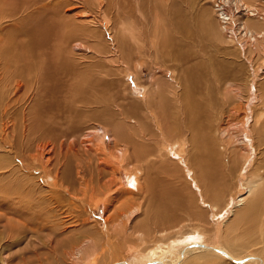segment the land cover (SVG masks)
Segmentation results:
<instances>
[{"label":"rangeland","instance_id":"1","mask_svg":"<svg viewBox=\"0 0 264 264\" xmlns=\"http://www.w3.org/2000/svg\"><path fill=\"white\" fill-rule=\"evenodd\" d=\"M136 1L0 0V264H193L207 238L193 230H226L230 202L238 211L251 198L240 180L254 165L264 172L262 35L239 26L247 11L219 13L220 26L214 0H138L140 10ZM232 20L246 37L230 32ZM101 125L103 138L88 137ZM113 137L135 155L106 171L110 193L93 191ZM176 239L150 258L149 247ZM257 247L229 254L238 263L216 256L259 264Z\"/></svg>","mask_w":264,"mask_h":264},{"label":"bare ground","instance_id":"2","mask_svg":"<svg viewBox=\"0 0 264 264\" xmlns=\"http://www.w3.org/2000/svg\"><path fill=\"white\" fill-rule=\"evenodd\" d=\"M238 1V8L237 10H232L234 12V14H231L233 13L231 11V13L228 12V8L225 6L226 5H231L232 3V0H224V3H222V0H219V1H215V4L213 5L214 7L213 8V11L214 14L216 15L217 19L216 21L218 20L220 26L223 27V23L222 21L223 20H227L226 19V16L229 15L230 18H232V16H235L237 17V15H241L243 14V11H247L248 13H244L243 15H245V18H242L240 20H238V24L239 26L246 30L251 32L253 35H262V38L264 39V18L261 19V16H259V12L258 10L259 9H262L264 10V4L260 3V4H257L258 7H252V8H249L248 6L251 4L253 5V3H258V0H237ZM237 1L235 0V4L237 6ZM260 1H263V0H259ZM103 3V2H102ZM136 5L138 6V9L140 7V3L138 2V0L136 1ZM101 6V5H100ZM102 8V7H101ZM140 10V9H139ZM87 11V10H86ZM238 12V13H237ZM219 13L222 17V19L220 18L219 16ZM263 16H264V13H263ZM230 20V19H229ZM232 23L234 25V29H231L230 32L232 33V30L235 31V35L238 34V36H242V37H246L244 34H240V32L238 31L237 29V22L235 20H232ZM217 24V23H215ZM219 26H217V28L215 29L216 33L218 32V34H221L220 33V28L218 29ZM179 28H180V24H179ZM246 28V29H245ZM125 31V30H124ZM123 31V32H124ZM126 32V31H125ZM131 32V31H130ZM244 32V31H243ZM234 33V32H233ZM245 33V32H244ZM257 33H260V34H257ZM133 34V33H132ZM129 35V34H128ZM220 36V35H219ZM126 37V36H125ZM133 37V36H132ZM130 36V38H132ZM257 37V36H256ZM221 38V36H220ZM241 38V37H240ZM133 39V38H132ZM154 44V42H153ZM249 53L251 54V51H249ZM253 56V54L251 55ZM27 77V76H26ZM14 78V77H13ZM12 79V78H11ZM17 83V82H16ZM17 85V84H16ZM18 86L20 87V84H18ZM21 88V87H20ZM158 90H162L161 88L158 87ZM158 92L159 93V104H161L163 102V98L161 97H164L165 98V94L161 91V92ZM11 92V91H10ZM14 100V99H13ZM6 103V102H5ZM159 104H157L158 106H160ZM162 110L164 111V105L161 104V108H159V110ZM148 110V109H147ZM166 111V110H165ZM153 113V112H152ZM163 114H165L163 112ZM151 116V115H150ZM166 117V116H165ZM238 117V116H237ZM241 117V116H239ZM238 117V118H239ZM12 118V117H11ZM62 118V117H61ZM237 119V118H236ZM153 120L156 121L155 124H157L156 126L158 127V130L160 131L159 134L162 135V136H165L163 134V129H162V121H160V119L158 120V117L157 116H154ZM168 121V120H167ZM239 121V120H238ZM154 123V122H153ZM172 123V122H171ZM245 124V123H244ZM164 128V127H163ZM6 131V130H5ZM107 131V128L104 126H98L97 128H95V130H92L91 132H89V134L87 133L88 137L90 136H93V135H101L103 133V135H105V132ZM172 132H176V130L172 129L171 130ZM116 133V132H115ZM115 133L113 132V135L115 136ZM86 136V135H85ZM172 136V135H171ZM250 136V137H249ZM102 137V135H101ZM248 138H251V133L249 132V134L246 136ZM100 138V137H99ZM103 138V137H102ZM87 139V138H86ZM92 140V139H91ZM90 140V141H91ZM251 140V139H250ZM89 141V142H90ZM88 142V141H86ZM85 141L84 143L87 144ZM112 142H113V147L111 149V151H107L106 149H104L103 151H100L98 153V162H99V170L102 172V175L103 178H99L98 181V187L97 188H93L91 190L93 191H96V189L98 191H104V190H107V193H110L111 190H112V186L113 185H109L110 181L106 179V177L108 176L106 174V171L108 173H110L111 171H114L117 169L112 165V164H119L121 161H123L124 163H127L129 164V160H131L132 158V155L134 156L135 153L132 152L133 154L130 155L128 152L129 150L127 151L126 150V147L125 145H120V142L118 141V139L116 137H113L112 138ZM170 143V142H169ZM179 143L178 142H175L174 144L172 143V145H174V149L177 151L176 155L179 156L180 159H182V150H183V147L185 146H179L178 145ZM171 145V144H170ZM176 145V146H175ZM143 146V145H142ZM251 148L253 149L252 147V142L250 144ZM86 147H89L88 145H86ZM136 147V146H134ZM177 147H179L178 149H176ZM41 149L40 146L38 147V150ZM43 149V148H42ZM88 149V148H87ZM128 149V148H127ZM136 150V148H134ZM89 150L91 151L92 149L89 147ZM146 150V149H145ZM95 152V151H94ZM144 152V150H143ZM145 153V152H144ZM142 155V154H140ZM133 159V158H132ZM136 159V158H134ZM228 159V158H227ZM250 159V158H249ZM199 160V159H198ZM115 162V163H114ZM89 163V162H88ZM200 163V162H198ZM148 164V163H147ZM253 164V163H252ZM120 165V164H119ZM122 165V164H121ZM202 164H198L197 165V168H199V179L202 183H205V181H207V178H206V170H208L206 166V162H205V165L204 167L201 166ZM250 165H251V162H250ZM248 166L251 167V166ZM255 166V167H254ZM254 169L252 171H246V173H244L243 175H241V180L240 182H245L247 187L246 189L249 190V193L251 194V198L246 202L245 204V207L242 209V210H238V211H233L235 206H236V203H237V199L234 198L230 204L232 206V209L230 210L229 213H232L234 214V222L232 223L231 226H229L226 230L222 231V230H219V229H216V230H213L211 232V235L210 233H208L207 231H203L201 228H195L193 230L192 233L198 231L199 235H205L204 237H207L204 244H198L196 246L200 247L199 249H202V250H206V251H194L195 253V256L193 257L195 260H199V258L201 259H205V263H202V264H229L231 262H226L224 261L223 259H220L218 258L216 255H222L224 257H226L227 259H229V261L231 260L232 262L234 263H238V261L234 258H232L230 255L231 254H234L235 257L237 256H240L241 254H238V252L241 250V249H245V248H253V247H257V246H260L261 247H257V251H258V256H255L253 259H256L258 262H260L259 264H264V172L263 173H260V171L262 170L261 167L259 166H256L254 165ZM163 167V166H162ZM203 169V170H202ZM211 169L216 171L217 168H216V165L214 164L213 166H211ZM229 170V169H228ZM104 171V173H103ZM241 171V169L239 170V172ZM229 172V171H228ZM232 172V171H231ZM227 174V173H226ZM128 181L131 180V184H138L139 183V179L137 176H135V174H128ZM111 176V175H110ZM115 176V175H114ZM227 176V175H226ZM109 177V176H108ZM113 178V177H112ZM111 179V178H110ZM115 179V178H114ZM202 179V180H201ZM195 180H196V177H195ZM214 181V180H213ZM197 182V181H196ZM206 184V183H205ZM199 185V187H198ZM244 185V184H243ZM196 188L198 189V191H201L202 192V189L200 188V183H196ZM212 188V187H211ZM207 189V188H206ZM88 193V186H86V189H85ZM119 189H116L117 192ZM129 191V190H128ZM85 192V191H84ZM127 192V191H125ZM116 193V192H115ZM121 194V192H119ZM200 193V192H199ZM209 194H212V193H217V190L215 189H210V191L208 192ZM86 195V194H85ZM84 195V196H85ZM111 195V194H109ZM200 195H202L200 193ZM91 197V196H90ZM110 197V196H108ZM114 198L116 196H113ZM92 198V197H91ZM107 197H105V200H106ZM164 199V198H163ZM108 200H110V198H108ZM114 200V199H113ZM165 200V199H164ZM112 201V200H111ZM163 202V201H162ZM169 202V201H168ZM205 202V201H204ZM166 203V202H165ZM170 203V202H169ZM172 203V202H171ZM171 203L168 204V208L171 207ZM206 204V202H205ZM229 204V205H230ZM208 208L212 207L210 204H207ZM158 207V206H157ZM156 207V208H157ZM164 209V208H163ZM166 209V208H165ZM133 210V209H132ZM225 210V209H224ZM223 210V211H224ZM174 211V210H173ZM229 211V210H228ZM159 212V210H158ZM161 212V211H160ZM221 212V211H220ZM226 212V211H225ZM213 213V212H212ZM222 213V212H221ZM228 213V212H227ZM228 213V214H229ZM131 214V213H130ZM195 214L197 215L196 218L198 220V216L200 217V222H204V220H206V216L204 215L203 212L201 211H196ZM188 215V214H187ZM220 215V213H216L214 214L213 213V216L216 217ZM226 217V216H225ZM228 217V216H227ZM172 219V218H171ZM175 220V219H174ZM158 221V219H157ZM171 221V220H169ZM168 221V223H169ZM176 221V220H175ZM202 222V223H203ZM167 223V224H168ZM175 223V222H174ZM182 223V222H181ZM181 223H178L176 224V227H180L179 225H181ZM171 224V222L169 223ZM162 225V224H161ZM160 225V226H161ZM169 226V225H168ZM166 227V226H165ZM215 227V226H214ZM142 228V227H141ZM164 227H161L160 230H158L156 232V234H159V235H162L163 232H171V229L174 230L175 227H170L166 230H163ZM143 229H145L143 227ZM152 229V228H151ZM157 229V228H156ZM120 232V231H119ZM207 232V233H205ZM237 232V233H236ZM168 233V232H167ZM139 234V237H140V241L141 243L143 242L144 244H146L147 242L145 241V239L143 238V233L142 232H138ZM207 234V235H206ZM135 235V233H134ZM154 235V234H153ZM174 235V234H173ZM179 235V234H177ZM184 235H187V234H184ZM190 235H193V234H190ZM157 236V235H156ZM165 236V235H163ZM168 236V235H167ZM166 236V238H167ZM172 236V235H171ZM138 237V236H136ZM152 237V236H151ZM174 237V236H172ZM153 238V237H152ZM151 238V239H152ZM160 239V236L158 237ZM154 239V238H153ZM171 239V237H170ZM109 240V239H108ZM177 240V239H176ZM204 240V239H203ZM110 241V240H109ZM154 241H152L153 243ZM169 242V240H168ZM222 242V243H221ZM167 243V241L165 242V244ZM219 243L221 244H225L226 247L229 248V251L231 252L230 253H226L227 251L223 250V248H220L218 247L219 246ZM109 244V243H108ZM205 244H207L205 246ZM110 245V244H109ZM180 245V242L177 240V243H172V244H168V245H156L154 246L153 248L149 247L150 249V258L153 259V258H157L162 251V253H165V251L167 249H171L173 247H178ZM216 245V247L214 246ZM209 247H212V250L209 249ZM222 247V246H221ZM112 248V247H111ZM147 249V250H149ZM153 249V250H152ZM152 250V251H151ZM225 251V252H224ZM110 252V251H109ZM112 252V251H111ZM137 252V251H136ZM146 252V251H145ZM200 256L198 255V253H200ZM217 252V253H216ZM143 253V252H142ZM168 253V252H167ZM111 254V253H110ZM113 254V253H112ZM180 254V253H179ZM186 254V253H185ZM192 254V253H191ZM230 254V255H229ZM243 254V253H242ZM183 255V254H182ZM179 256V255H178ZM113 258V257H111ZM179 259V258H178ZM252 259V257L250 258ZM193 261V264H201L199 263L198 261ZM255 260V261H256ZM164 260L162 261H153V264H163ZM152 262V261H151ZM242 262V261H240ZM114 264V263H113ZM115 264H124V262H117ZM171 264V263H170Z\"/></svg>","mask_w":264,"mask_h":264},{"label":"built area","instance_id":"3","mask_svg":"<svg viewBox=\"0 0 264 264\" xmlns=\"http://www.w3.org/2000/svg\"><path fill=\"white\" fill-rule=\"evenodd\" d=\"M233 31V30H232Z\"/></svg>","mask_w":264,"mask_h":264}]
</instances>
